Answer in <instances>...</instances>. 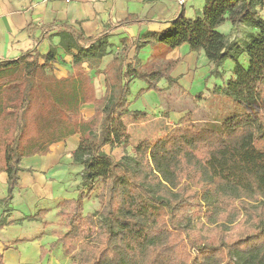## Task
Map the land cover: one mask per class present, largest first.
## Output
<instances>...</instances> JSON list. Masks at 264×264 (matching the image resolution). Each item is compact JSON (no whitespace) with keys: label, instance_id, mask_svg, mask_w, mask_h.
I'll return each instance as SVG.
<instances>
[{"label":"trees","instance_id":"16d2710c","mask_svg":"<svg viewBox=\"0 0 264 264\" xmlns=\"http://www.w3.org/2000/svg\"><path fill=\"white\" fill-rule=\"evenodd\" d=\"M263 8L264 0H205L194 19L181 14L165 31L148 35L146 44L187 45L202 53L215 75L231 61L230 78L218 92L242 112L225 119L219 131L183 121L119 161L103 148L125 150L122 118L146 116L128 110L130 83L138 80L160 93L159 82L173 83L179 60L143 72L131 65L124 71L126 56L114 58L99 99L81 70L76 77L54 75L55 51L0 62V173L8 176L3 202L12 199L21 160L45 156L52 144L78 135L72 161L81 168L80 190L58 203L65 232L50 248L60 244L66 256H77L76 264H264ZM226 22L249 30L243 42L217 30ZM59 35L76 66L92 60L97 68L110 47L106 32L90 39L72 29ZM85 104L94 108L88 119L80 113ZM97 182L100 209L83 214ZM10 224L2 221L0 229Z\"/></svg>","mask_w":264,"mask_h":264},{"label":"crops","instance_id":"0c3cea01","mask_svg":"<svg viewBox=\"0 0 264 264\" xmlns=\"http://www.w3.org/2000/svg\"><path fill=\"white\" fill-rule=\"evenodd\" d=\"M204 4L205 0H0V62L15 60L28 51L39 55L55 51L53 67L58 79L76 77L81 70L92 79L95 90L96 80L97 86L105 89L104 71L114 58L126 56L124 71L131 65L143 72L179 60L172 78L186 84L191 71L201 62L209 65L206 58L191 52L187 45L170 49L158 42H144L148 35L165 31L181 14L194 19ZM65 29H72L85 39L107 33L110 47L97 68L92 60L80 66L73 64L72 56L60 47L59 33ZM137 82L140 81L131 83L135 86ZM165 82H159L162 88ZM95 97L101 98L96 90ZM82 107L84 119L93 116L92 104L82 105L80 110ZM79 140L75 135L52 144L45 156L21 160L18 185L8 203L3 202L7 197L8 176L0 173V223H11L0 229L3 264H68L69 256L60 244L50 247L65 232L64 227L61 232L56 228L60 219L58 203L76 198L80 190L67 195L61 186L63 179H70L72 174L79 175L80 186L81 168L72 161ZM103 152L106 154V147ZM42 212L38 220H27Z\"/></svg>","mask_w":264,"mask_h":264},{"label":"rangeland","instance_id":"374dc122","mask_svg":"<svg viewBox=\"0 0 264 264\" xmlns=\"http://www.w3.org/2000/svg\"><path fill=\"white\" fill-rule=\"evenodd\" d=\"M259 15L264 19V8ZM217 30L226 35L231 41L238 43L243 42L249 33V30L243 26L232 28L228 22ZM200 54L203 57V54ZM171 61L174 60L169 62ZM86 63L88 62L82 64ZM231 69L232 62L228 60L219 69L220 74L215 75L212 74L210 64L201 62L196 69L191 71L186 84L182 82L181 85L179 78H172L173 83L168 84L165 82L163 88L158 84L157 87L161 90L160 93L149 90L143 82H137L135 86L131 83L129 86L128 110L144 113L146 116L137 120L124 116L122 123L126 129L127 148L124 150L123 147L119 146L111 149L110 146H106V154L112 156L115 161H119L125 153L132 155V150L141 142L147 141L150 145H153L172 129L181 125L183 121H187L194 128L219 131L220 125L225 119L239 115L242 112L239 106L218 92V87L230 78ZM173 75H175V71L170 76L173 77ZM181 75L186 80L185 73L183 72ZM141 83L143 85H140ZM95 90L98 98L103 96L105 89L97 86V80L95 81ZM81 109V112L84 111L83 107ZM170 118L172 122H170ZM78 178L79 175L72 174L70 179L64 178L61 182V186H63V190L67 195H71L80 189ZM101 187L100 182L95 184L90 198L84 201L83 214L99 211L101 204L97 196ZM56 223L57 230L59 232L63 231V221L58 219ZM76 263V255L69 257L68 264Z\"/></svg>","mask_w":264,"mask_h":264}]
</instances>
